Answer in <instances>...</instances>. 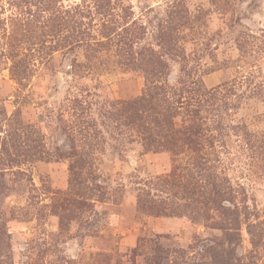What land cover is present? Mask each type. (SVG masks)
Returning <instances> with one entry per match:
<instances>
[{"label": "rangeland", "instance_id": "1", "mask_svg": "<svg viewBox=\"0 0 264 264\" xmlns=\"http://www.w3.org/2000/svg\"><path fill=\"white\" fill-rule=\"evenodd\" d=\"M0 264H264V0H0Z\"/></svg>", "mask_w": 264, "mask_h": 264}]
</instances>
